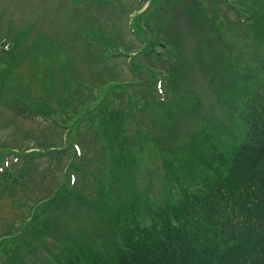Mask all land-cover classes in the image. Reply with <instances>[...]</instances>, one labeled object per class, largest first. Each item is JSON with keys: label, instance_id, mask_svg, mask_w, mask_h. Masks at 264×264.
<instances>
[{"label": "rangeland", "instance_id": "1", "mask_svg": "<svg viewBox=\"0 0 264 264\" xmlns=\"http://www.w3.org/2000/svg\"><path fill=\"white\" fill-rule=\"evenodd\" d=\"M163 3L169 4V11L157 14L169 19L163 28L170 34L167 41L176 46L177 56L166 41L164 49L155 43L150 49L154 51L153 62L141 54L136 56V63H149L151 67L135 76L127 69V54L133 56L147 45H141L131 29L145 40V29H141L148 22H144L149 16L145 9L156 4L163 7ZM86 7L90 24H83L85 33L74 31ZM189 8L196 15L191 16ZM155 24V20L148 23L152 33L146 35L151 41L161 38ZM95 27L102 28L104 54L100 62L99 56H93L98 50L87 45L93 41ZM18 38L22 40L13 48ZM47 40L62 45L54 63V79L64 75L70 89L63 100L58 95H42L49 110L55 112L51 116L44 113L43 118L24 108L26 95L22 94L29 85L30 96H40L34 80L45 77L38 71L46 62L32 59L31 48L42 51L46 46L42 42ZM115 41L123 45L126 55L106 57L116 52L111 45ZM202 45L206 48L199 61ZM172 64L176 68L170 71ZM6 70L11 72L4 77ZM92 71L133 81L123 87V92L130 91L135 119L130 116L122 89L116 87L114 100L100 95L97 84L102 78L96 81ZM139 80L150 88L142 87ZM80 82L85 83L83 87ZM241 83L247 87L244 92L226 93L217 99V93ZM56 85L55 94H61L58 91L62 84L56 81ZM75 88L83 94L77 96ZM252 88L264 89V0H0V185L8 186L0 188V238L4 236L2 242L6 244L0 251V264H6L7 258L17 252L22 264H60L67 243L76 248L88 247L111 262L116 255L114 247L127 249L123 232L130 224L133 208L132 212L140 213L137 224L149 226L156 220L155 211L170 205L171 199L188 195L191 189L205 190L208 175L224 178L230 160L227 148L233 141L246 140L247 124L242 116ZM84 99L87 103L81 109L98 113L93 121L87 120L78 107ZM41 105L46 106L41 103L35 107ZM75 112L79 114L73 120H86L71 127L68 136L78 146L77 157L83 156L84 165L80 168L75 164L76 169L68 170L71 150L65 146L67 128L63 126L70 124L63 120ZM119 115L115 132L127 137L120 146L132 162L126 166L120 150L117 157L125 168L130 167L131 195L127 185L122 189L118 174L111 175L114 162L105 127L114 124L113 119ZM52 117L55 123L48 121ZM201 133L211 137L202 149L197 145ZM51 147L54 149L49 151ZM197 150L207 152L201 163L194 156ZM18 172L23 177L15 181ZM66 173L69 180L64 177ZM113 178L116 183L112 184ZM68 182L70 186L73 182L75 191L66 200L62 192L70 190ZM96 187L101 197L110 191L99 205ZM47 197H51L49 208ZM40 200L42 204L37 207ZM100 205L101 212L97 211ZM107 206L113 208V215L119 214L114 224L105 213ZM72 231L78 232L72 236ZM103 244L112 246L107 247L108 253Z\"/></svg>", "mask_w": 264, "mask_h": 264}, {"label": "trees", "instance_id": "2", "mask_svg": "<svg viewBox=\"0 0 264 264\" xmlns=\"http://www.w3.org/2000/svg\"><path fill=\"white\" fill-rule=\"evenodd\" d=\"M159 8L162 9L159 11ZM88 9L89 8L86 7L82 12L83 15L79 20V26L74 31L85 33L83 24L87 26L90 24L86 18ZM168 11L169 4L163 7L156 4L154 12L152 11L148 14L149 16L144 20V22H148L143 23L141 29H147L148 32L152 33L149 30L151 27H149L148 23L151 20H155L156 29L161 34V38L157 41H166V43L172 47V51L175 52L174 57H176V46L172 44L173 42L170 43L167 41V37L170 36V34L165 31L166 23L169 19H161L157 14L160 12L161 15V12ZM189 11H191V16L196 15V11H193L192 8H189ZM164 26L165 28H163ZM95 29L100 32L91 29L96 36L93 35L91 37L93 41H90L87 45L98 50L93 56H99L98 62H100V57L103 58L101 55L104 54V50H102V28L95 27ZM27 33L28 30L26 34ZM144 38L145 40H142L144 43L143 46L147 45V47L137 50L135 56L141 54V56L148 57L149 61L153 62L154 51L150 49L155 43L159 48L160 45L156 39L151 41L146 33ZM21 40L22 38L15 39L13 48H15L16 44H19ZM45 43L46 46L42 51L39 49L35 50L33 46L31 48L32 59L38 62L41 61L40 64L46 62L45 67L42 69L40 68L38 71L45 77L35 80V84L41 91L40 96L32 98L30 96L32 89H30L29 85L23 88L22 96L26 95L23 98L25 109H32L35 113L51 114L53 110H49L48 102L46 101L45 103L42 99V95H58V97L63 100L68 94L70 87H67V80L64 75H61V78L57 76L56 79H54L55 70L57 69L54 65V61L57 60L58 53L61 52V43L55 41V44H50L47 40L44 41V43L42 42V45ZM111 45L114 50L119 48L123 50V45L121 43L119 44L115 41ZM98 47L101 49L99 50ZM205 48L206 45H202L201 49H199V61L202 60L201 58L205 52ZM135 58L136 57L132 58L131 63L137 72L148 69L149 66L151 67L149 63H136ZM161 61H163V59ZM208 62L209 59L206 61L207 65ZM234 64H237V62ZM173 67L174 65L172 64V69H170V71L176 68V66L175 68ZM7 71L8 70H6L4 77H7L11 72V70L9 72ZM149 71L151 70L149 69ZM48 72L49 78H47ZM106 74L107 73H101L100 71H92L91 77L93 76L96 81L102 78V81L97 84V92L100 93V95L114 97L116 95L114 91L117 89V86L109 85L108 83L115 80L113 77ZM91 77L89 79H91ZM105 77L107 78L106 80H104ZM108 79L110 80L107 81ZM56 81L62 84L61 90L59 89L60 91H58L61 94H55L57 86ZM130 81L133 82L132 80ZM85 83L90 84L89 81ZM85 83L80 82V87H83ZM138 84H141L142 87L150 88L146 86L143 80H139ZM117 85L120 84L118 83ZM118 89L120 90V86ZM245 89H247V87L244 83H241V86L232 89L227 88L224 92L217 93L216 96L218 100H221L222 96L226 93L238 95L244 92ZM252 89L253 90L249 93V97L247 96L245 114L242 116L243 121L247 124L246 140L240 143L233 141L227 148L230 160L224 178L218 179L216 176L211 178V175H208L209 178L207 179L205 190L196 191L191 189L192 192H189L188 195L184 194L176 200L174 198L171 199L170 205L167 204L155 211L156 220L149 226L137 224L140 213L132 212L133 208L131 210L132 219L129 221L130 224L127 225L123 232L125 234L123 241H125L124 245L127 249L123 251L124 247L123 250L122 247H114L113 249L116 255L111 262L101 255L98 256V253L88 247L76 248L67 243L65 245V258L60 264H264V89L262 91H257V88ZM75 91L77 92V96L83 94V91L77 88H75ZM120 92L123 93V90H120ZM25 100H33L32 102L34 103H27ZM86 101V99L83 101L80 100L78 107L81 109ZM41 103L46 106L41 105L39 108L35 107V105ZM66 108L71 107L66 105ZM127 108L129 111L128 105ZM86 110L87 108L85 107L82 114L86 115L85 118H88L92 112H86ZM105 112L102 111V114ZM78 114L79 113L75 112L71 114L69 118L73 119V116ZM111 116L114 117L113 115ZM120 117L121 115L115 117V119H113L115 123H110L105 127V130L109 133L106 141L108 142L107 145L111 146L109 151L112 154L114 162L113 168H115V171L113 168L111 169V175L117 173V176H119L121 182L124 184L122 189L127 185L129 190L128 195H131L133 187L131 186L130 172L128 170L130 167L125 168L124 164L128 166V163L130 164L132 159L129 157L126 158L127 151L120 146L127 141V137L122 136V133L119 131L115 132L117 120ZM141 135L143 137L145 136V134ZM210 138L208 133H201L198 138V147L201 149L204 148L208 144ZM2 147L5 146L2 145ZM114 148L117 149L116 153H114ZM208 148L209 146L206 150H208ZM119 150L122 153L120 158L124 160V164L121 162L122 165L117 157ZM212 152L216 153L215 150ZM203 153H205V155ZM206 154L207 152L204 150H197L194 152V156H198V162L200 163L206 157ZM206 164H208V162ZM83 165L84 160L81 163V167ZM24 167L25 166L21 167L20 170L23 171L22 169H24ZM182 170L185 171V166L182 167ZM22 177V173L18 172V176L15 177L14 180H22ZM110 182L112 184L116 183L114 178ZM0 188H8V186L2 183ZM73 189L64 191L62 196H64L66 200L69 199V195L74 194L75 190ZM100 192V188L96 187L95 193L99 195V198H97L95 194V200L98 202L97 205L101 204L107 196H110L109 190L105 191L106 194L104 197L100 196ZM50 198L51 197L46 198V207L48 208L51 206L48 202L51 200ZM126 201L125 199L122 202L125 203ZM38 202H42V200ZM90 203L86 205L87 208L91 206ZM63 205L66 206V204ZM81 206L82 205H79L78 208ZM119 206L122 207V204H119ZM101 210L102 208L100 205V209L97 211L101 212ZM106 210L105 213L113 218L111 223H116L119 214L116 213L113 215L111 212L113 208L109 206L106 207ZM75 212L76 211H74V213ZM116 231H118V229H116ZM76 232L78 231H72V236ZM105 234L108 235V233ZM103 246L105 248V253H108L107 247H112L111 245L107 246V244H103ZM18 254L19 253H15L14 256L7 258L6 264H22Z\"/></svg>", "mask_w": 264, "mask_h": 264}]
</instances>
